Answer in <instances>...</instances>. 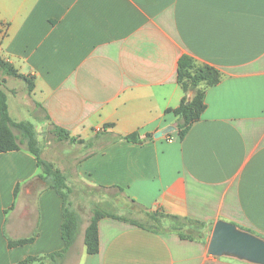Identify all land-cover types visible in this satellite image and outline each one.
Returning <instances> with one entry per match:
<instances>
[{
    "label": "crops",
    "instance_id": "obj_1",
    "mask_svg": "<svg viewBox=\"0 0 264 264\" xmlns=\"http://www.w3.org/2000/svg\"><path fill=\"white\" fill-rule=\"evenodd\" d=\"M182 55L221 78L181 138L171 109L185 95ZM0 58L32 77L27 97L52 127L94 143L77 180L164 215L160 231L122 213L100 218L93 254L87 223L62 264H255L209 254L210 236L183 238L167 215L264 239V0H0ZM7 101L14 122H34L29 103ZM62 205L32 152H1L0 264L61 250Z\"/></svg>",
    "mask_w": 264,
    "mask_h": 264
},
{
    "label": "trees",
    "instance_id": "obj_2",
    "mask_svg": "<svg viewBox=\"0 0 264 264\" xmlns=\"http://www.w3.org/2000/svg\"><path fill=\"white\" fill-rule=\"evenodd\" d=\"M0 69L13 77L21 78L26 81L28 90L31 91L34 87L32 77L20 73L14 66L7 63L0 58ZM221 78L220 71L209 64L198 63L193 57L189 55H182L178 61L177 80L183 89L185 95L183 96L180 104L171 109V111L178 116V129L179 135L182 138L188 131L190 126L197 121L202 112L205 109L204 95L205 88L219 82ZM192 92L191 96L188 95ZM29 121L14 122L8 113V104L6 94L0 90V153L10 150H16L20 148L21 138H27V149L32 152L37 158V162L40 165L45 176L51 180L49 184L51 187L61 195L63 199L62 214L63 221L61 224V236L64 242V246L61 250L56 251L48 255L53 258L63 257L75 240V236L78 230V217L76 213L71 209L69 201L67 202L64 188H66V182L64 175L57 169H53L49 162L43 161L40 157V148L38 147L35 131ZM54 132L59 138L69 140H79L76 137L70 136L69 132L61 127L54 126ZM126 140L136 141L137 135L135 133L124 136ZM16 192V189H15ZM136 206V203H134ZM158 214V213H155ZM111 215L117 216L114 213L104 212L100 209H95L90 217L89 223L85 228L83 243L85 245L86 252L93 254L99 250V238H98V222L100 218ZM159 215V214H158ZM163 217L164 215H159ZM126 219V217L119 216ZM167 218L173 221V229L177 230L183 238L194 239L196 237L207 238L210 236L211 227L207 226L203 222L194 221L191 219H181L174 215H167ZM136 222V221H135ZM161 226L159 228H151L155 231L165 230L160 221ZM140 225V224H139ZM144 226V225H141ZM209 239V238H208ZM31 239H9V247L17 246L29 242ZM36 257L28 256L15 264H30Z\"/></svg>",
    "mask_w": 264,
    "mask_h": 264
},
{
    "label": "rangeland",
    "instance_id": "obj_3",
    "mask_svg": "<svg viewBox=\"0 0 264 264\" xmlns=\"http://www.w3.org/2000/svg\"><path fill=\"white\" fill-rule=\"evenodd\" d=\"M20 80L23 79L10 76L0 69V90L6 94L7 100H10L12 105L20 101L21 103L26 101L30 105L27 106V109L29 114L33 115L35 119L30 124L35 131L41 159L49 162L53 169L59 170L65 177L67 187L64 188V193L66 194L67 202L69 201L70 203L71 209H73L78 217V230L79 228L83 229L89 223L90 217L96 208L108 213H122L144 226L155 229L159 228L161 220L158 214L136 206L130 199L122 197L120 190L87 186L74 177V168L77 159L80 157L79 155L88 152L94 143L92 141L81 142L79 140L71 141L59 138L54 132V126L52 127L49 124L43 111L31 105L30 99L26 94V89L28 93L30 92L27 83L23 80L24 85L22 86ZM18 106L20 104H17ZM20 145L27 147V138L22 137ZM43 178L48 184L51 183V180L44 173ZM63 257H36L30 264H62L61 260Z\"/></svg>",
    "mask_w": 264,
    "mask_h": 264
},
{
    "label": "water",
    "instance_id": "obj_4",
    "mask_svg": "<svg viewBox=\"0 0 264 264\" xmlns=\"http://www.w3.org/2000/svg\"><path fill=\"white\" fill-rule=\"evenodd\" d=\"M207 251L215 256L231 254L251 263L264 264V239L221 219L212 227Z\"/></svg>",
    "mask_w": 264,
    "mask_h": 264
}]
</instances>
